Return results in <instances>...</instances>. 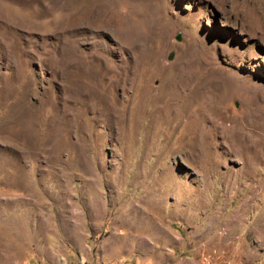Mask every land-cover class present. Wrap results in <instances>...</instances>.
<instances>
[{
	"label": "rangeland",
	"instance_id": "374dc122",
	"mask_svg": "<svg viewBox=\"0 0 264 264\" xmlns=\"http://www.w3.org/2000/svg\"><path fill=\"white\" fill-rule=\"evenodd\" d=\"M0 264H264V0H0Z\"/></svg>",
	"mask_w": 264,
	"mask_h": 264
}]
</instances>
